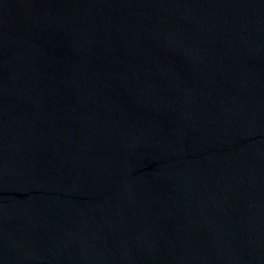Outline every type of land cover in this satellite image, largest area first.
Here are the masks:
<instances>
[{"label":"water","instance_id":"water-1","mask_svg":"<svg viewBox=\"0 0 264 264\" xmlns=\"http://www.w3.org/2000/svg\"><path fill=\"white\" fill-rule=\"evenodd\" d=\"M0 264H264V0H0Z\"/></svg>","mask_w":264,"mask_h":264}]
</instances>
